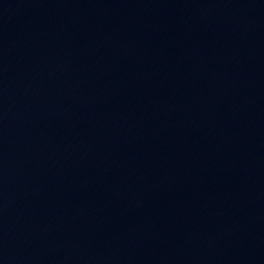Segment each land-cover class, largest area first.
Instances as JSON below:
<instances>
[{
	"label": "water",
	"instance_id": "95a60500",
	"mask_svg": "<svg viewBox=\"0 0 264 264\" xmlns=\"http://www.w3.org/2000/svg\"><path fill=\"white\" fill-rule=\"evenodd\" d=\"M0 264H264V0H0Z\"/></svg>",
	"mask_w": 264,
	"mask_h": 264
}]
</instances>
